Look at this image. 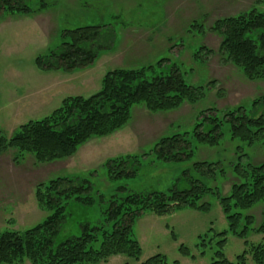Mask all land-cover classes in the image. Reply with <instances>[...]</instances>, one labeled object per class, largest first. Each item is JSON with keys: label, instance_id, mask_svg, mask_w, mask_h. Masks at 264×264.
<instances>
[{"label": "rangeland", "instance_id": "rangeland-1", "mask_svg": "<svg viewBox=\"0 0 264 264\" xmlns=\"http://www.w3.org/2000/svg\"><path fill=\"white\" fill-rule=\"evenodd\" d=\"M27 5L35 12L33 16L0 15V130L4 135L10 136L28 121L49 116L65 98L96 94L102 78L110 71L136 69L161 59L165 63L157 73L166 74L177 67L188 84L204 87L205 96L195 104H184L169 112L151 113L135 106L123 129L90 140L66 160L36 164L28 156L15 160L11 152L0 155V233L23 232L40 222L47 213L37 207L34 188L58 176L88 177V172L96 170L95 176L89 177L93 193L107 200L130 192L167 193L173 187L184 190L188 184L182 174L188 172L207 187H218L224 195L229 192L232 166L240 155H245L242 163L264 160L262 148L230 140L225 126L220 147L194 144L195 153L190 160L144 162L134 177L118 181H109L102 169L108 159L140 156L161 137L190 132L198 114L205 109L225 111L241 106L251 111L253 100L264 95V82H250L225 63L217 53L220 39L209 28L218 18L235 17L250 9L264 11V0H27ZM195 23L203 30L191 27ZM84 26L113 30V48L102 51L90 68L72 76L36 68L37 57L56 50L63 42V31ZM198 48L205 50L199 56L195 55ZM209 82L213 84L207 86ZM239 146L241 152L236 149ZM199 161L217 162L225 174H217L214 179L201 176L192 168ZM95 200L89 210L74 202L68 204L65 233L77 235L79 223L100 220L101 205L97 196ZM206 201L210 205L207 213L181 210L162 217H140L133 225L142 250L139 262L115 256L101 264H140L158 254L168 262L210 264L217 251L218 237L214 233L226 231L227 224L215 197L209 195ZM257 213L254 214L258 219ZM225 239L223 255L233 262L245 250L244 241L229 234ZM263 240L264 236H252L247 241L258 244ZM180 245L189 250V258L179 254ZM247 261L252 264L249 256ZM21 264L30 263L25 260Z\"/></svg>", "mask_w": 264, "mask_h": 264}, {"label": "trees", "instance_id": "trees-1", "mask_svg": "<svg viewBox=\"0 0 264 264\" xmlns=\"http://www.w3.org/2000/svg\"><path fill=\"white\" fill-rule=\"evenodd\" d=\"M3 13L35 14L27 0H0V15ZM191 27L203 30L198 23ZM209 31L219 37L217 53L225 63L250 82H264V11L250 9L235 17L218 18ZM63 32V42L56 50L35 59L34 64L40 71L73 74L88 69L102 51L114 46L115 32L110 29L102 31L100 27L84 26ZM201 50L204 49L198 48L195 55L199 56ZM164 63L161 59L153 65L110 71L102 78L96 94L88 98H65L49 116L28 121L10 136L0 130V155L11 152L15 160L28 156L36 164L66 160L90 140L108 137L123 129L135 106L151 113L169 112L204 98V87L188 84L177 67L166 74L157 73ZM212 84L209 82L207 86ZM225 126L230 140L250 148L258 145L264 150V95L253 100L250 112L241 106L225 111L205 109L198 114L190 132L161 137L149 152L140 156L108 159L102 169L109 181H118L134 177L144 162L190 160L195 153L194 144L211 149L220 147ZM236 149L242 151L240 146ZM243 157L240 155L239 161L233 164L229 192L224 195L218 187L211 189L191 178L188 172L182 174L188 184L184 190L173 187L167 193L130 192L107 200L93 193L89 177L95 176L96 170L88 172V177L58 176L37 184L35 202L47 215L23 232L0 233V264H21L25 260L30 264H101L115 256L138 263L142 250L133 232L137 219L146 214L162 217L181 210L207 213L209 195L215 197L227 224L226 231L214 233L218 237L217 251L210 264H248V256L252 264H264V240L258 244L247 241L252 236H264V160L257 164L242 163ZM192 168L211 179L225 174L217 162H194ZM95 196L101 205L100 220L79 223L77 235L65 233L68 204L74 202L89 210L96 202ZM227 234L244 241L245 250L233 262L222 252ZM172 239L176 240L173 234ZM178 252L182 257L191 256L183 245ZM140 264L180 263L168 262L158 254Z\"/></svg>", "mask_w": 264, "mask_h": 264}, {"label": "crops", "instance_id": "crops-1", "mask_svg": "<svg viewBox=\"0 0 264 264\" xmlns=\"http://www.w3.org/2000/svg\"><path fill=\"white\" fill-rule=\"evenodd\" d=\"M70 76H72V74Z\"/></svg>", "mask_w": 264, "mask_h": 264}]
</instances>
